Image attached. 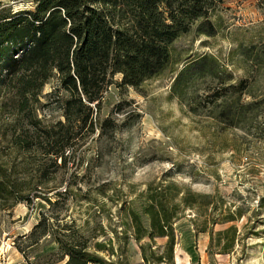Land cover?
Segmentation results:
<instances>
[{
  "label": "rangeland",
  "instance_id": "obj_1",
  "mask_svg": "<svg viewBox=\"0 0 264 264\" xmlns=\"http://www.w3.org/2000/svg\"><path fill=\"white\" fill-rule=\"evenodd\" d=\"M209 1L208 20L217 34L213 38L190 34L174 47L188 56L213 55L225 70L222 75L231 76L230 84L247 82L242 102L264 100V64L251 62L254 55L264 53V0ZM34 3L0 0V11L14 14L30 10ZM248 56L244 64L242 59ZM172 76L166 71L137 90L114 83L106 87L99 108L93 107L94 133L85 132L67 167L57 174L41 154L24 156L13 149L11 126L17 114L11 108L0 113V171L11 188L6 199L0 197V264H28L18 249L24 248L23 236L41 214L54 225L59 223V229L72 221L82 227L87 220L95 241L111 238L117 250L114 232L121 237L124 230L123 208H136L137 195L147 184L162 179L195 193L218 196L227 207L244 211L238 223H233L239 235L233 252L212 257L205 251L208 235L195 234L191 222L195 216L186 211L174 224L173 264H264V117L248 131L221 129L212 120L211 105L204 108L209 102L205 98L229 84L200 83L185 103L170 97ZM49 81L33 107L42 127L63 121L62 102L67 98L56 76ZM114 82L119 83L120 77H114ZM8 98L1 92L0 105L9 103ZM194 108H199L196 113L191 111ZM49 188L55 191L47 192ZM55 192L62 196L56 199ZM35 194L39 198H33ZM18 196L31 202L14 204ZM45 198L58 203L49 206ZM99 224L107 232L105 237L95 230ZM229 225L212 229L218 232ZM165 241L156 239L155 244L162 246ZM123 246L120 239L128 264H141L133 240ZM43 247L47 251L56 248L50 238ZM100 255L107 262L115 259L106 252Z\"/></svg>",
  "mask_w": 264,
  "mask_h": 264
},
{
  "label": "trees",
  "instance_id": "obj_2",
  "mask_svg": "<svg viewBox=\"0 0 264 264\" xmlns=\"http://www.w3.org/2000/svg\"><path fill=\"white\" fill-rule=\"evenodd\" d=\"M211 4L209 0H35L30 10L0 11V93L9 96V103L0 105V113L11 108L17 114L11 126L13 149L24 156L41 154L57 174L67 167L85 132L94 133L93 107L99 108L106 87L114 83L137 90L166 71L173 74L170 97L185 103L200 83L229 84L205 98L209 102L204 108L211 105L212 120L221 129L250 130L264 117V100L242 102L247 82L230 84L231 76L222 75L225 70L213 55L188 56L174 47L190 34L207 38L217 34L208 20ZM249 60L248 56L242 62ZM252 61L264 64V53L254 55ZM54 76L67 94L62 102L63 121L42 127L33 107ZM116 76L119 83L114 82ZM194 109L196 113L199 108ZM3 177L0 171V197L6 199L11 188ZM54 191L49 188L47 192ZM136 199V208H123L121 237L114 232L118 252L111 238L95 241L87 220L82 227L72 221L59 229V223L54 225L43 214L23 236L24 248L18 250L28 264H128L120 248L122 239L123 248L129 240L138 246L141 264H173L174 224L186 211L195 216L191 220L195 234L208 235L205 251L209 257L230 254L238 243L233 223H238L244 211L227 207L218 196L195 193L162 179L147 184ZM15 200L14 204L31 202L22 196ZM45 202L49 206L58 203L48 198ZM218 224L231 225L214 232L212 226ZM95 230L103 237L107 234L100 224ZM47 238L55 250L43 247ZM161 238L166 241L157 246L155 240ZM29 252L35 254L29 256ZM101 252L111 259L114 256V261L107 262Z\"/></svg>",
  "mask_w": 264,
  "mask_h": 264
}]
</instances>
